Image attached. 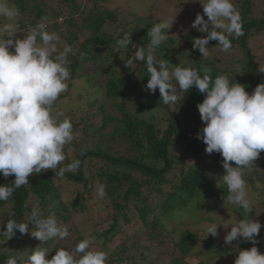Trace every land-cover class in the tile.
<instances>
[{"label": "trees", "instance_id": "obj_1", "mask_svg": "<svg viewBox=\"0 0 264 264\" xmlns=\"http://www.w3.org/2000/svg\"><path fill=\"white\" fill-rule=\"evenodd\" d=\"M27 1L10 0L19 11L12 22L18 20L16 23L22 29L16 38H23L38 23L44 22L47 31L58 33L75 52L68 56L71 73L68 90L60 94L55 109L63 113L61 120L67 117L73 125V140L64 148L66 160L60 167L74 159L80 160L81 165L77 172H66L63 177L55 175L59 168L30 176L29 184L15 189L9 200L0 201V230L11 219L28 223L29 232L35 231L29 219L34 207L41 217L54 213L58 224L67 226L73 215L89 213L92 206L99 204L109 212V219L98 225L102 228L100 232L90 236L95 243L102 242L100 250L108 253V264H150L153 254L157 260L163 256L172 259L168 264H187V259L207 264L198 259L203 251L210 259L234 264L239 251L252 246L264 254V226L255 238V245L243 238L225 245L224 240L218 242L215 236L188 229L178 232L174 238L166 229L167 218L179 211L188 212L192 202H198L199 198L209 208L233 204L227 202V186L220 177L224 173L222 156L216 152L207 154L206 145L197 139V133L205 126L197 104L202 103L205 94L192 86L180 93L177 103L163 104L158 89L155 93L147 89L146 60H136L133 56L136 49L131 45L125 51L118 47L117 40L130 33L134 44L147 45L150 42L147 33L157 22L140 16L133 27L122 22L120 29L113 28L114 14L101 10L100 2L106 0H31L32 8L26 9ZM233 3L240 12L244 34L238 38L229 36L232 47L227 52L221 51L218 42L212 40L207 45L209 55L202 57L192 43L194 38H202L207 33L192 31L183 36L182 47L169 36L156 51L157 62L161 57L169 63V70L171 64L190 66L201 76L207 68L213 79L227 74L245 85L251 94L264 82V64L256 61L257 52L252 48L254 44L260 51L264 14L258 13L256 0H233ZM7 21L3 18L1 24ZM173 49L178 51L177 59L173 58ZM128 59L131 63L127 65ZM78 72L88 83L97 77L103 78V87H99L103 97L98 107L93 91L77 92ZM68 103L74 105L63 111ZM230 163L235 166L234 162ZM254 164L244 177L252 207L249 215L253 218L257 211L254 204L264 206V151ZM14 179V174L7 178L0 174V186H11ZM100 185L105 186L103 198L97 194ZM65 186L81 190L79 197L65 203L62 198ZM93 194L98 201L88 205ZM232 211L237 222L245 218L240 207ZM259 222L264 225V221ZM73 234L71 242L68 237L40 242L30 233L15 230L10 240L0 244V264L17 254L28 256L37 246L50 251L47 259H51L56 249L71 251L84 239V232L73 230ZM196 248L199 251L193 253Z\"/></svg>", "mask_w": 264, "mask_h": 264}, {"label": "clouds", "instance_id": "obj_2", "mask_svg": "<svg viewBox=\"0 0 264 264\" xmlns=\"http://www.w3.org/2000/svg\"><path fill=\"white\" fill-rule=\"evenodd\" d=\"M202 5L207 19L198 13L191 27L207 35L194 38L193 48L202 57H207V45L215 40L221 46L220 50L227 52L232 47L229 36L238 38L244 34L239 10L233 0H206ZM18 15V9L10 0H0V17L12 21ZM174 18L151 26L147 45L134 44L130 33L117 40L118 47L125 51L131 45L136 49L135 59L146 60L147 89L152 93L158 89L163 104L177 103L180 93L187 92L192 86L205 94L202 103L197 104L205 125L197 133V139L206 145L207 154L216 152L222 156L224 173L220 177L227 186V202L245 212V218L224 236V243L229 245L243 238L255 245V238L264 225L249 215L252 207L244 177L264 151V82L249 94L245 85L230 79L227 74L213 79L207 68L201 76L190 66H172L169 70L167 61L160 57L157 62L156 51L168 39L167 30ZM21 30L18 23L0 25V174L5 178L15 176L11 186H0V201L9 200L15 189L29 184L28 178L34 173L59 168L55 175L63 177L66 172H77L81 165L80 160L74 159L60 167L66 160L64 148L73 140V125L67 117L61 120L59 117L63 113L55 109L60 94L68 90L71 75L68 56L75 52L67 44L58 51L60 36L47 31L44 22L38 23L23 38H16V33ZM129 63L131 59L126 61L127 65ZM97 194L101 198L105 196L104 185L99 186ZM29 219L34 223L35 231L29 232L28 223L7 220L0 230V236L5 238L0 244L10 240L15 230L21 234L30 233L40 242L53 238L63 240L69 236L67 226L58 224L54 213L44 218L34 207ZM207 233L216 236L217 226L209 225ZM93 242L94 237L86 235L72 251L56 249L51 259H47L48 249L37 246L27 261L22 256H14L5 264H108V253L94 248ZM234 264H264V254L252 246L239 251Z\"/></svg>", "mask_w": 264, "mask_h": 264}, {"label": "rangeland", "instance_id": "obj_3", "mask_svg": "<svg viewBox=\"0 0 264 264\" xmlns=\"http://www.w3.org/2000/svg\"><path fill=\"white\" fill-rule=\"evenodd\" d=\"M205 2L206 0H106L105 2H100V5L102 11L107 10L111 11L114 14L115 21L113 22L112 27H117L118 29L121 28L122 22H126L128 24V27H133L137 22L138 17L140 16H147L150 20L157 23L165 19L170 20L175 17L172 26L167 30V34L177 41V46L182 47L183 36L189 32L197 31V29H193L191 27V24L195 20V17L198 13L204 16L202 4H204ZM256 3L258 13L264 14V1L256 0ZM32 5L33 3L31 2V0H28L26 2V9H31ZM204 19L206 20L207 17L204 16ZM2 21L3 17H0V25H2ZM12 21H9V23L18 22V20L16 22ZM65 44V41L60 37V41L57 44L58 51H61ZM252 48L254 52H257L256 61L261 63L260 65L264 64L263 34H261L260 51L256 49L257 46L254 44L252 45ZM176 52L178 53L176 49H173V58L175 59H177L175 55ZM228 60H230V58H228ZM174 65L175 64H171V67H175ZM118 67H121V65L118 64ZM81 72H78V76L80 78H78L77 82L75 83V88L77 92H81L82 90L86 91V89L87 93L93 91L92 94L97 101L95 106L98 107L101 104L103 97V92L100 89L103 87V78L97 77L95 81L93 80L94 82L92 81L88 83L85 80V77L82 76ZM73 105L74 103L65 104L66 108H64L63 111L68 110ZM68 157H71V153H68ZM65 189L66 191L62 193V198L65 203H70L72 199L78 198L81 193V190L74 191L73 187L69 188L68 186H65ZM97 201L98 199L96 198V195L93 194L92 198L89 199L87 203L88 205H91L93 204V202ZM205 203L206 202L203 198H199L198 202H192V207L188 212L179 211L173 217L167 218L165 224L167 231L172 232V236H174V238L177 237L178 232L186 229L194 233L212 237L211 234L208 235L207 228L209 225H215L217 226V237L215 236V239L216 241H223L224 236L228 231H230V228L237 223L236 217L234 213H232V209L236 210L238 209V206H231L230 204H228L226 207L216 208V206H213V208H209L208 204ZM254 205L257 209L256 214L254 215V219L258 221H264V206L256 203ZM92 208V211H90L89 213L86 212L73 215L71 221H69V224H67V228L69 231L68 239L70 240V242L75 235L73 234V230L84 232V238L86 235L90 236L93 232H100L102 230V228H99L98 225L109 219V212L106 209L103 210L101 205L99 204L92 206ZM218 232L220 234H218ZM101 243V241H98L96 243L94 241L93 247L100 250ZM162 250L163 249H160L159 251L162 252ZM198 251L199 248H196V251H193V253H197ZM202 254L198 255V259L205 260L207 264H223V262L220 261L219 258L210 259L209 256H206V251H203ZM15 256H22L25 261H27L28 258V256L22 254H17ZM156 256L154 254L153 256H151V258L149 259V261H151L150 264H168L172 260L169 257L164 256L157 260ZM185 262L187 264L197 263V261L194 259H187L185 260Z\"/></svg>", "mask_w": 264, "mask_h": 264}]
</instances>
